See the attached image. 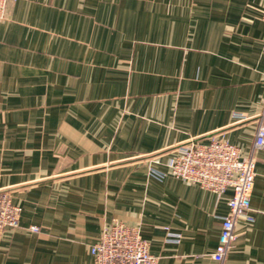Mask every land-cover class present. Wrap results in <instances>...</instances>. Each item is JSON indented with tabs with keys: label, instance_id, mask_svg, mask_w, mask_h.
<instances>
[{
	"label": "crops",
	"instance_id": "0c3cea01",
	"mask_svg": "<svg viewBox=\"0 0 264 264\" xmlns=\"http://www.w3.org/2000/svg\"><path fill=\"white\" fill-rule=\"evenodd\" d=\"M263 12L264 0H9L0 189L22 211L0 264H94L116 220L157 264H221L232 190L168 167L179 144L213 135L255 158L254 220L236 221L223 264H264Z\"/></svg>",
	"mask_w": 264,
	"mask_h": 264
},
{
	"label": "built area",
	"instance_id": "2783aa9c",
	"mask_svg": "<svg viewBox=\"0 0 264 264\" xmlns=\"http://www.w3.org/2000/svg\"><path fill=\"white\" fill-rule=\"evenodd\" d=\"M8 1L0 0V21L5 17ZM262 19L264 21V12ZM263 146L264 126L260 125L254 148ZM176 150L168 162L175 177L198 184L218 196L228 189L233 192L227 202L229 212L222 216L219 242L212 253L213 259L223 264L236 239V221L239 218L254 220L251 194L255 185V158L243 155L241 148L224 135H213L208 141L192 139L179 144ZM21 211L10 191L0 189V250L5 231L19 226ZM31 229L36 230L37 226ZM90 252L94 264H157L158 261L140 229L117 220L102 230Z\"/></svg>",
	"mask_w": 264,
	"mask_h": 264
}]
</instances>
